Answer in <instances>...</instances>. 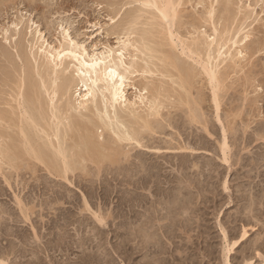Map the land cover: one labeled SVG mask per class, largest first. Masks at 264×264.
I'll return each mask as SVG.
<instances>
[{
	"label": "rangeland",
	"instance_id": "rangeland-1",
	"mask_svg": "<svg viewBox=\"0 0 264 264\" xmlns=\"http://www.w3.org/2000/svg\"><path fill=\"white\" fill-rule=\"evenodd\" d=\"M200 1L201 0H196V2L195 0H192V1L182 0V2H185V5L184 3H181V6L182 4L184 6L182 7L179 6V9L181 11V12L179 11V15L181 17L180 16L178 17L180 19L179 21H177L178 19L176 20V27L174 25L173 30L176 33L178 31L179 32L181 31L180 33L183 32L185 35H183L182 33V36L183 37L185 36L184 37L185 39L189 37L188 40H191V37L192 38L193 36L196 37L197 34L202 35V32L204 33L205 32L204 30L206 29L208 32L211 31L212 33V28H213L212 22L214 21L209 19L207 16H205L207 17V19L204 18V15H207L205 13L206 9L203 4L200 5ZM231 1L232 2H229V4L227 3V5L229 6V9H228V6L224 4L223 2L220 4H217L218 6L216 5L217 10H216L215 15H216L217 20L216 19H213V20H216L215 22L217 23L216 25L217 28L219 29L221 27L220 31L222 32V34L225 33L227 37L233 36L235 29L236 31H238L242 27L240 25L244 24L243 27L247 26L248 30L251 29L249 31L250 32L252 31L251 32L252 34L250 33L251 36L247 39V41L249 40V42L246 41V43L250 45L251 48L250 47L248 48L252 51L251 52L252 55L251 53H249L250 50L247 49L248 50V53L246 55L247 57H245L243 59V61L244 60L245 61L244 62L241 61V64H240L241 66L243 65L244 68L238 66L236 69L231 68L229 70L230 67H228L227 70L229 73H227V70H226L227 66L221 69V72L224 71L223 74L225 73L226 75L229 74V77L227 78H226V75L224 76L222 74V79L225 78V80H222L223 84H222L221 94L219 91V95H221L220 101H222L220 102L222 104L220 105L222 106V108L220 107L219 109V114L221 115V117L220 115L219 117L220 119H222L223 117L224 125H222L223 123L222 124L219 123L222 120L221 121L219 120L218 122L217 121L218 116L214 115V114H217L216 113L217 109L214 108L215 104L213 100L211 99L213 98L212 97L213 92L211 90L212 87L209 85L208 81H206L207 77L205 79V76H203V74H200L201 76H198L200 77V79L196 76L198 81H195L196 78H194L195 79L193 82L194 88L193 89L191 88L190 92H191V96H193L194 99L196 96V100L199 102L198 105L202 106L203 104L202 108L200 106L199 108L205 111L206 114L204 115L206 116V119L203 118L201 122H197V121L192 122V123L189 122L191 120L188 118L186 114L187 112L184 114L185 110L189 112L188 110L189 107L186 105H183L184 106L183 108L181 105H177V107H179L180 109H178L176 106H175L176 108H174L168 105L167 107L165 106L166 109L163 107L162 110L164 111V113L161 110L162 112L161 114L163 115V116L161 115V118L164 119L165 121L167 120L166 122L168 124L171 121L170 124L172 123L171 124L172 126L170 124L169 126H166L168 124L164 120H162L159 116V118L161 119V122H163V124L161 123L162 126L161 125L160 126L162 128L166 124L164 126L165 128L164 127L163 129L158 128L157 130L158 134L156 133L154 135L156 138L155 137H153L154 139L150 138L151 140L146 138L147 140L145 139L144 141V143L146 144L148 141L149 146H151V143H152L153 145L151 146L152 148L155 145L160 146L161 149L159 147V150H155L156 146L154 147V150L151 147L150 149L143 148V150H141L142 148L136 149L134 152L132 151L133 153L131 155L133 157L130 156L129 158L131 159L130 160L131 163L129 161L123 160L121 164H117L116 166L114 165V167L113 165L112 167L111 165H106L107 167L105 166V168H103V171L101 172V174L96 173V169L94 168V165H92L95 173L92 172L90 174L91 177L85 176V177L72 178V180L74 181L73 182L74 184H70L69 181H66V180L64 181V179H61V178H57V177L53 178V176L48 177V175H46L47 174L46 170L41 171L43 169H41L42 165H40L39 163L30 164L31 166L30 169H29L30 166L29 167L23 166V168L24 167L25 168L23 170L20 168V170L18 171L19 172L18 174L14 170L6 169L5 172H9V173L11 172L10 174H12V176L9 173H7L6 175H8L9 177L6 176V178H4L5 176L0 174V209H2L0 210V214H1L0 215L1 216L0 217V235L3 234L2 236H0V258L2 259L7 258L6 259L7 261L10 259V261L12 260V263L15 264V260L16 262H18V260L21 261L22 257L24 256L22 261L25 262V264L27 261H28L27 263L31 262L30 264H37V262L38 264H42V263L46 264L44 261L41 262L39 259H37V256H35V254L34 256H32L34 253L33 248L35 247V245L36 247L39 246V248L44 249V246H43L44 245L43 242H44L46 243L45 248L46 247L49 248V246L51 247L54 246L53 248H50L49 250L50 252L48 251L46 252V254L48 253L51 254L50 256L51 260L54 259L56 262L59 261V263L57 264H67V263L68 264H74V263L75 264H88V261L90 262L89 264H107V263L111 264L109 260L112 262L113 259L115 260H113L112 264H132V262L125 260L127 253H125V250L122 247H123V244L125 243V240H127L128 238L129 233H125V232H130L128 227H130L129 225H130L131 218L129 219V217H132V216H129L128 206L130 205L129 203L131 202H128V201L134 198L133 201L134 202L138 201L139 203V205L137 206H139L140 209L137 207V210L139 212L137 213L142 214L144 212L143 215L140 216V220L137 221L138 223H141L143 218H144L143 220L144 223L148 219L151 220L153 214L155 215L160 214V216L165 215V213L166 215L170 214L169 217H171V219L170 218L168 219H170L171 222L167 220L166 218L165 221L167 220V223H165L164 220H162L163 222L161 223H163L164 225H170L167 228L165 226V229H164L165 231H168L167 229H169V231L173 229L172 231H175L181 234L180 237H177V239H174V243L177 240L178 241L173 245V247L175 246L177 249L179 248L181 249V251H183V252H180L179 249H178L179 251H177V249L174 247L173 256L175 258H174V261H172V263L177 264V263L184 261L185 260L184 258L186 257L187 254L185 255L183 254L191 253L190 257L193 259H196L195 260V263L197 262L196 264H200V263L201 264H224L223 262V251H224V246H225L224 236H223L224 229L225 230L227 229L226 231H228V234L232 241L239 239V237L241 236L243 232V229H246L249 232L248 236L244 240H240L241 245L239 247H236L237 249L235 251H232L231 256H232L233 264H242L243 258H244L243 255H247V257L253 258L257 262H261L260 256L256 255V253H261V255H264V202H263L264 201V189H263L264 188V164H263L264 163V158H263L264 157V130H263L264 129V6H262L264 5V0H231ZM129 2H131L132 4L131 3L128 4ZM135 2L137 1H134V0L133 1L132 0H0V66H4L0 68V77H1L0 78V91L6 94L7 92L11 90V88L8 89V87L9 85L11 87L12 83L7 84L8 85L7 87L5 84L6 80L3 79L4 75L2 74H4L5 66L8 63L6 59H4L5 57L3 55L1 56V54L3 53L1 51H3V49H5L6 46H8L12 49L13 53L16 54V51H17L16 48L12 46L14 48L13 49L11 46H9L8 42L5 41L4 39V36H5L4 32L6 29H10L9 34L14 31L13 23L15 21H18L21 18H24L25 23H26L25 24L26 26L24 27H27L29 25V22L34 23L33 27H36V26L39 27V29L43 32V35L46 37V39H48L51 43L53 42L52 44H56V43L58 44L57 41L61 39L60 38L61 32H63V30L67 28L69 30L70 35L74 38H77V40L83 42L88 47V49L91 50V52H93V50L97 52H104L108 50L109 48L119 49V47H121V44H122L121 42L122 38L123 40L127 39L126 37L127 34L124 32H126L130 27H132V25L125 26L123 24L127 16L130 15V13L132 14L134 13V15L139 14L142 17H144L142 18L140 16L142 23L139 21L138 22L139 24L136 25L137 30H139L138 32L139 34L135 32L134 34L131 35V40L133 39L134 41L136 39L138 45L141 46V42L139 41L140 32L144 27L145 28L147 26L150 27L149 23L151 22L153 11L151 9H148L142 6L140 2L139 3L138 2L135 3ZM124 3L126 4L124 5ZM220 5L222 8L220 7ZM223 5H225L224 8H223ZM226 6H227L226 10L228 11L224 12L222 9H225ZM243 7H245L246 9L245 8L243 9ZM131 8L133 9L130 10ZM140 9L142 10V13ZM144 9L148 12V14L147 12H145ZM239 10H241L242 13L239 12ZM243 10L245 11L243 12ZM135 11H137V13ZM227 12L231 13L230 15L232 16L230 17L232 18L235 17V20L231 19L230 20L231 22L227 20L229 18L227 17V15L229 14ZM221 14H222V18H220ZM225 15L227 18L225 17ZM112 17L114 20L112 19ZM245 17H247V19H244ZM123 18H124V21H123ZM199 19H200V22L202 20L203 22V23L201 22L202 24L201 23L198 24L199 22L197 23ZM206 20H208L210 23H207ZM194 21L197 23L198 27L199 25H202V28L201 27L198 28L195 26L198 29L194 28L195 29L194 30L193 24L196 25ZM225 22H230L228 24V26L229 25L230 26L228 27ZM145 23L148 25H146ZM177 24L178 25L180 24V25L177 26ZM249 24L251 25L248 26ZM235 26H238L239 28ZM177 27H180V28L177 29ZM175 28L177 31H175ZM230 28L233 30V32L231 31ZM125 29L126 31H124ZM199 30L200 31L202 30L201 33H198L200 32ZM191 31L195 33L192 34ZM229 32L232 35H229L230 34ZM118 33H120V35ZM187 33L188 34L190 33V34L188 35ZM206 33L207 32H205V34ZM241 33L239 35L240 37L243 35ZM209 34L210 32L206 35H209ZM27 38L29 41H32L33 34L29 35V32H28V35H26V39ZM27 41H26V46L27 45L30 46L29 41L28 43ZM13 42L15 41H12V44H14ZM3 44H5V46ZM28 46H27V49L30 50V47ZM256 46L257 48H255ZM249 54L251 57L248 56ZM144 57L146 58V56L145 55L143 56L142 53H138L137 60L139 62V65L146 64V61L143 60ZM154 60L157 61L159 65L158 68L160 67L162 68L161 66L162 63L159 62L157 59H154ZM4 61L6 63H4ZM190 62H193V61L190 60ZM16 63L18 64V66L19 64L22 65V62L20 61L19 58H16ZM158 68L155 69L156 73L152 72V73L143 74L141 72H136L137 73V74L135 73L136 77H135V74L133 75L136 79L132 78V81L130 80L129 82L130 84L127 86L128 95L130 97H134L136 94H138L139 89L141 90V88L145 84L147 83L150 84V83L155 82L153 84L159 85L162 79H163V82L165 83L164 86L167 89L172 88L171 90H173V92L175 91L173 93L174 98H176L177 92L182 91L181 93H183L184 90L180 89L179 85L174 83L173 81L175 80L176 77L174 78L172 77L173 79L169 77L168 75H164L166 77H162L163 74H161L160 71L158 72L159 74H157ZM239 68L240 69L242 68V71ZM170 69H172V72L176 74V71L173 70V68H170ZM1 70H3L4 72L1 73ZM234 70H237V71H234ZM231 72L232 74L230 75ZM138 73L139 75L141 74L140 75L141 79L137 77L139 76ZM155 74H157L158 76H156ZM148 77H150L151 79H156L157 83L155 80H151ZM159 78L161 79L159 80ZM167 79H168V83L170 82L169 85L172 83L171 84L172 86H169V88L168 86H166L168 85V83H166ZM2 80L4 81V84ZM139 80H141L140 81L141 84ZM137 82L138 84H136ZM164 83H162L161 81V84H164ZM134 84H136V86ZM137 86L139 87L137 88ZM178 88L180 89V91H178L179 90ZM5 89L7 92L2 91ZM201 93L203 96H201ZM7 95H6V99L7 98L9 99L10 98L9 93H7ZM199 95L202 100L199 99ZM173 97L171 99H174ZM203 97H204V100H203ZM5 107H8V106H5ZM167 108L168 109L170 108L169 110H171V114ZM166 115H168V117L170 116L169 122H168ZM226 120L227 122L228 121L229 122L226 123ZM206 121L208 122V126L206 125L207 123ZM199 123H202V124H199ZM203 124L209 128V132H208L209 134L207 133V128L205 129L204 127L202 128V126H204ZM220 126L222 127L224 126L223 129H221L222 127ZM226 126L227 127L229 126V127L226 128ZM224 128L227 130H225ZM224 130H225V133L227 134L228 144L231 146L228 151V155L230 153L229 161H225L222 158L223 153L222 151H220L221 150L220 145H221V141L223 140ZM149 140H150V143H149ZM217 142H219L220 144ZM175 146L177 147L176 149H175ZM180 146H183V148L180 149ZM187 146L193 147L195 151L192 149L189 150V148L187 150L185 148ZM191 151H192V155H191ZM144 161L147 163L146 165H148V166L145 165V168L147 169L145 170V172H144V168H142L143 167L142 162ZM127 162H129V164ZM130 165L134 168L136 167V169L138 170L140 169L141 171L140 173L142 174L145 173L144 175L145 176L148 175V176L143 177V175L141 176L139 175V177L136 176L137 178L131 177V174L135 173L134 171L137 172L138 170H134V168L130 167ZM34 167L38 169L35 170ZM129 168L131 172L129 171ZM33 169L37 172L34 173ZM13 173H15L16 175H14ZM21 173L22 174L24 173V175H22ZM10 177H11V180H10ZM125 177H127L126 181H125ZM58 179H60L61 181ZM159 180H161V182H159ZM225 180H227L228 182L227 183L228 190H224L223 188L224 187L223 184ZM133 181L135 183V186L131 184L133 183ZM183 181L184 182L186 181V182L183 184ZM145 182L151 183L152 184L151 186L154 187L150 189V192L152 194L156 195V193L158 192L156 196L158 198L160 196V199H161V201L160 199H156L157 203H159L160 201L159 205L156 204L158 207H155L156 206L155 205L154 206L155 208L154 207L153 209L151 208L154 205V204L151 205L152 204L151 199L153 198L155 199L156 197H151L153 195H151L147 191L149 187L148 188L146 187V189L145 187H143L144 185L143 183ZM166 182H168V184ZM10 184L12 185L9 186ZM158 184H161V185H159L158 187ZM138 185L141 187L140 189L136 188V187H139ZM161 187H162V191H160ZM174 188L177 190H175ZM128 189L129 191H127ZM131 189L132 191L135 189L134 190L135 192L133 193L130 192ZM179 189L180 191L181 189H183L182 193L178 191ZM152 190H154V192ZM137 191L141 195H138ZM164 192L165 193L167 192L168 195L167 193L165 194ZM174 192L176 195L174 194ZM201 192L203 194H201ZM142 193H143V196H142ZM161 193H163L164 195L163 194L161 195ZM128 194L131 195L132 197L129 196ZM68 195L70 197L73 196L74 198L72 197L69 199ZM147 195H149L148 198H147ZM83 196L84 197L86 196L87 200L90 199L89 203H92L90 204L91 207L93 208L92 210L97 209L96 212L97 213L99 212L100 215L102 213H104L105 215L107 214L106 216L105 215L103 216V217H107L106 218L107 220L106 219L105 220L106 222L108 221L107 222L108 224L104 220L106 226L104 224L102 225L101 223H99L97 219H94L92 217L94 216L93 213L91 212L90 214L89 212L90 210L88 211V209L86 210L84 209L85 212L83 211V208H86V206L84 205L85 199ZM60 197L62 198L60 199ZM135 197H138V198H135ZM163 197L166 198V200L162 199ZM141 198L147 199V200L149 199L151 201L144 200L143 202V201H140ZM175 198L177 201L175 200ZM18 200H20V202ZM162 201L166 202L165 203L166 205H164V202ZM192 201L194 205L192 204ZM186 202L188 203L186 204ZM258 202L260 203L257 204ZM140 203L142 205H140ZM145 203L147 205H145ZM149 204L151 205V207ZM19 205L22 207H20ZM167 205L170 206L169 209ZM101 206L103 207L101 208ZM163 206H166L165 208L168 210L165 209L164 211ZM122 207L123 208L125 207L124 210ZM81 208H82V211H81ZM156 208H157V211H159V214H156L158 213L155 210ZM249 208H251V210ZM170 209L174 213L173 212L171 213ZM186 209L187 211H185ZM146 210L147 211L149 210L150 214L151 212L152 213L154 212L150 216V218H146L147 213H148V216L150 215L149 212L146 213ZM25 211H27L29 214H27V212ZM124 211L125 213L123 215L122 212ZM180 212L182 215L180 214ZM4 213H7V214H4ZM161 213H164V214L161 215ZM132 214H133L132 219H136L137 215L135 216L134 213ZM26 215H29L30 217ZM187 219L189 221H187ZM54 222L56 224H54ZM125 224H129V225L127 226ZM33 226L35 227L36 231L38 230L37 232L38 234L40 233L39 234L40 236H44L43 242H42L43 245L41 244L40 240H39V243H37V241L36 242L34 241L37 239H35L36 236L34 235L35 230L33 229ZM93 227L95 230L93 229ZM124 227L127 229H125ZM194 227L195 228L197 227L196 230L194 229ZM101 229H103L102 231L104 232H102ZM189 230H192L193 232L192 231L190 232ZM9 231L12 235L9 233ZM161 231L162 229H160V231L158 232H161ZM183 231L184 232L188 231L189 233L188 232L184 233ZM99 236L102 239H100ZM96 237L98 238V240H95L97 239ZM122 238H124L125 240H123ZM185 238L187 240L190 239V241L189 240L188 241L191 243H193L192 240L196 239L194 241L195 244H191V243L189 244V242L185 240ZM82 239L83 241L86 239L85 240L86 244L84 246L85 248L77 247L75 244L74 247H72L70 251L66 249L67 246L70 245L71 240L78 242V241H81ZM164 240H165L164 242H168L167 237H164ZM59 242L62 243L61 244L62 246L64 245L62 249L60 248V251L58 249ZM179 242L182 245H180ZM254 242H257V243H254ZM22 243H24L23 244V246H25L24 249H23ZM31 243L32 245H30ZM187 244L189 245L187 246ZM182 246H185V247H182ZM186 246L188 247V250ZM36 247L34 248V250L36 249ZM28 249H31V250L29 251ZM31 251L33 252L32 254H31ZM21 253L24 255L20 256ZM40 254L46 258V256L44 255L45 253H40ZM144 254L145 253H138L139 257L136 258L137 261H135L134 264L139 263L140 261L146 260L145 259L146 257H144L145 256ZM197 256H200V257L197 258ZM16 257L18 258L21 257V258L17 259ZM201 257L202 258L204 257L203 261ZM31 258H33L32 261H31ZM138 258H140L141 260ZM33 261L34 262L36 261V263H34Z\"/></svg>",
	"mask_w": 264,
	"mask_h": 264
},
{
	"label": "bare ground",
	"instance_id": "bare-ground-1",
	"mask_svg": "<svg viewBox=\"0 0 264 264\" xmlns=\"http://www.w3.org/2000/svg\"><path fill=\"white\" fill-rule=\"evenodd\" d=\"M134 1H137L138 3L140 2L142 6L148 8V9H151L153 11V13H152L153 16L151 17V22L149 23L150 27H148V26L146 28L144 27L140 32L139 41L141 42V46L138 45L136 39H135L136 41L135 40L133 41V39L131 40V35L134 34L135 32H137V33L139 32V30H137V28H136V25L139 24L138 23L139 21L142 23V21L140 19L141 15H139V14L134 15V13L133 14L130 13V15L127 16V18L123 24L125 26L126 25H129V26L132 25V27H130L127 31H126V29L124 30V31H126L124 33L127 34V36H126L127 39L123 40V38H122L121 47H119V49L109 48L108 50H106L104 52H97L95 50H93V52H91V50H89L88 47L83 42L77 40V38L72 37L69 33V30L65 27H64L65 29L63 30V32H61V37H60L61 39L59 41H57L58 44L57 43L52 44L53 42L51 43L48 39H46V37L43 35V32L39 29V27H37V26L33 27L34 23L29 22V25L27 27H24V26H26L24 18H21V19L19 18L20 20L15 21L13 23V26H14L13 32L14 33L12 32L9 34L10 29L5 30V32H4L5 41L8 42L9 46H11V47L14 46V48H16L17 51L15 50L16 54H14L12 49L8 46H6L5 49H3V51H1V52H3L1 54V56L3 55L5 57V58L4 57L3 58L6 59V61L8 63L5 66V70H4L5 72L3 70H1V73L4 72V74H2V75H4L3 79L6 80L5 84L7 87H8L7 84L12 83L11 87H10V85L8 87V89L11 88V90L9 92H7L6 89L2 90V91H6L7 93H9V96H10L9 99L8 98L6 99L7 93L5 94L4 92L0 91V174L4 175L5 176L4 178H6V176H8L6 174L9 173V172H5L6 169L7 170H14L18 174L19 173L18 171L20 170V168L22 170L25 168V167L23 168V166L29 167L30 164L39 163L40 165H42L41 169H43V170H41V171L46 170V172H47L46 175H48V177L53 176V178L54 177L61 178V179H64V181L65 180L69 181L70 184H74L73 183L74 181L72 180V178L90 176V174L92 172L95 173V171L93 170L94 168L96 169V173L101 174V172L103 171V168H105L106 165H111V167L113 165V167H114V165L116 166L117 164H121L123 160L130 162L131 159H129V158H130V156H132L131 154L136 149H139V148L140 149L142 148L141 150H143V148L150 149V147L153 146L152 143H151V146H149L148 141H147V144L144 143V141L146 138L154 139L153 137H155L154 135L157 133L158 128H161V126L163 124V122H161V119H162L161 113L162 112L164 113V111L162 110L163 107L166 109V107L168 105V106L176 108L177 105H181L183 108L184 107L183 105H186L189 107V109H188L189 112L185 110L184 114L187 112L186 114H187L188 118L191 120L189 122H191V123L196 122V121L201 122V120L203 118L206 119V116L204 115V114H206L205 111L201 110L199 108V106L202 108L203 104H202V106L198 105L199 102L196 100V96L194 99V97L191 96V92H190V89L194 88V86H193V82L195 80L194 78H196V76L197 77L201 76L200 74H203V76H205V79L207 77L206 81H208L209 85L212 87L211 90L213 92V96H212L213 98H211V99L213 100V102L215 104L214 108L217 109L216 110L217 114H214V115H217L218 116L217 121L219 122V120L220 121L222 120L219 123H221V124L223 123L222 125H224L223 117H222V119H220L221 115L219 114V109H220V107L222 108V106H220V105H222L220 103L222 101H220L221 95H219V91L221 94L222 84H223L222 80H225L224 76L226 75V73L223 74L224 71L221 72V69L223 67H226V66H227L226 70L228 67H230L229 70L231 68L236 69L238 66L244 68V66L243 65L241 66L240 64H241V61H243V59L245 57H247L246 56L248 53L247 49H249L248 47H250V45L248 43H246V41L251 36L250 33L252 32V31L251 32L249 31L251 29H249V30L247 29V26L246 27L244 26L245 27L244 28L243 27L244 24H243V25H240L242 27L238 31H236V29H235L236 32L234 31L233 36L227 37V35L225 33L222 34V32L220 31L221 27L219 29L217 28V26H216L217 23L215 22L217 20L216 15H215L216 10H217L216 5L220 4L222 2L227 5V3L229 4V2H232V1L231 0H201L200 5L203 4L205 6V9H206L205 13L207 14V15H204V18L207 19V17H208L209 19L214 21V22H212V25H213L212 33H211V31H209L210 34L206 35L209 32L205 28L206 30H204V29L203 30L205 32H207L206 34H205V32L204 33L202 32V35L197 34L196 37H194L192 35L193 38L191 37V40H188L189 37H187V39H185L184 38L185 36L184 37L182 36L183 32L180 33L181 31L180 32L178 31L179 33L178 32L176 33L173 30L174 25L176 27V20L177 19H178L177 21L180 20L178 18L180 16L179 15V11H180L179 6L180 7L184 6L185 2H182V0H134ZM137 2H135V3H137ZM195 2H196V0H195ZM130 3L131 2H129L128 4H130ZM181 3H184V5L182 4V6H181ZM125 4L126 3H124V5ZM198 4H199V2H198ZM198 4H196V5H198ZM230 5H231V3H230ZM227 6L225 9H222L224 12L228 11V10H226ZM220 7H221V5H220ZM224 7H225V5H223V8ZM238 8H237V10H238ZM244 8L245 7H243V9ZM132 9L133 8H131L130 10H132ZM141 9H140V11L142 13ZM228 9H229V6H228ZM119 11H118V13H119ZM244 11L245 10H243V12ZM135 12L137 13V11H135ZM145 12H147V11L145 10ZM239 12H241V10H239ZM227 13H229V12H227ZM147 14H148V12H147ZM222 14H223V12H222ZM222 14L220 15V18H222ZM230 14L231 13L228 14L229 16L226 14L227 17H229L227 20H229V21L231 19L235 20V17H233V18L230 17V16H232ZM226 15H225V17H226ZM205 16H207V17H205ZM142 18H144V17H142ZM112 19H113V17H112ZM213 19H216V20H213ZM244 19H247V17H245ZM123 21H124V18H123ZM148 21H149V19H148ZM206 21H207V23H210L208 20H206ZM201 22H202V20H201ZM201 22H200V19H199V21H197L198 24H200ZM217 22H219V21H217ZM230 22H225V23L228 26V24ZM194 23L196 25H194L192 23L194 26L193 29L198 27L197 23L195 21H194ZM145 24H144V26H145ZM121 25H122V23H121ZM146 25H148V24H146ZM179 25L177 24V26H179ZM250 25L251 24H249L248 26H250ZM200 27L202 28V25H199L198 28H200ZM228 27H227V29H228ZM235 27H238V26H235ZM179 28L180 27H177V29H179ZM198 28H196V29H198ZM210 28H211V26H210ZM175 31H177L176 28H175ZM201 31L198 33H201ZM231 31L233 32L232 29H231ZM28 32H29V35L33 34L32 41H29L28 38L26 39V35H28ZM194 33L192 32V34H194ZM240 33L243 34L241 37L239 36ZM118 34L120 35V33H118ZM183 35H185V34L183 33ZM229 35H232V34L230 33ZM124 36H125V34H124ZM27 40L30 43V46L27 45L28 47H30V50H28L27 46H26ZM12 41H15V42H13L14 44H12ZM28 41H27V43H28ZM247 42H249V40ZM247 44H248V46H247ZM3 45L5 46V44H3ZM130 48H131V50H130ZM255 48H257V46ZM254 50H253V52H254ZM251 52L252 51L250 50L249 53H251ZM138 53H142L143 56L144 55L146 56V58L144 57V59H143L146 61L145 65H142V64L139 65V62L137 60ZM251 55H252V53H251ZM248 56H250V54ZM16 58L20 59V61L22 62V65L19 64V66H18V64H17L18 62L16 63ZM154 59H157L159 62L162 63V65H161L162 68L161 67L158 68L159 65H158L157 61H155ZM190 60H192L193 62H190ZM4 63H6V62L4 61ZM1 67H4V66H0V68ZM156 68H158L157 74H159L158 72L160 71L161 74H163L162 77H166L164 75H168L171 78L176 77L175 80H173V81H174V83L179 85L180 89L184 90L183 93H181L182 91L181 92L176 91L177 92V94L175 93L176 98H174L173 93L175 91L173 92V90H171L172 88L167 89L164 86L165 83L163 82V79H162L161 81L164 84H161V81H160L159 85L153 84L155 82H153V83L149 82L150 84L147 83L144 86L142 85L143 87L141 88V90L139 89L138 94H136L134 97H130L127 93V86L130 84L129 83L130 80L132 81V78L136 77V74H137L136 72H141L143 74L152 73V72L156 73V70H155ZM170 68H173V70L176 71V74L173 73L172 69H170ZM242 68L241 69L239 68V69L242 71ZM109 69H112V71L115 73V75H112L109 72ZM234 71H237V70H234ZM227 73H229L228 70H227ZM134 74H135V77L133 76ZM157 74H155V75L158 76ZM222 74L224 75L223 76L224 79H222ZM231 74H232V72L230 73V75ZM138 75H139V73H138ZM140 75L137 77L140 78ZM168 76H167V78H168ZM203 76H202V78H203ZM120 77H123V80H121ZM152 77H153V75H152ZM227 77H229V74L226 75V78ZM148 78H150V77H148ZM198 78L200 79V77H198ZM160 79L161 78H159V80ZM151 80H155L157 83L156 79H151ZM133 81H134V79H133ZM140 81L141 80H139V82ZM195 81H198L197 78ZM144 83H146V82H144ZM166 83H168V79H167ZM169 83H168V85H166V86H168V88H169V86H172L171 85L172 83L170 85H169ZM224 83H225V81H224ZM3 84H4V81H3ZM136 84H138V82ZM136 84H134V85L136 86ZM140 84H141V82H140ZM139 86H137V88ZM175 88H177V87H175ZM180 89L178 91H180ZM184 92H185V94H184ZM4 94H5V96H4ZM198 94H200V93H198ZM192 95H194V94H192ZM201 96H203L202 93H201ZM172 97L174 99H171ZM199 99L202 100L200 98V95H199ZM203 100H204V97H203ZM197 105H198V107H197ZM5 106H8V107H5ZM174 108H172V109H174ZM177 108L180 109L179 107H177ZM161 110H162V112H161ZM169 111L171 114V110H169ZM203 115H204V117H203ZM219 115H220V117H219ZM159 116L161 119L159 118ZM166 116H167V119L169 122L170 116L169 117H168V115H166ZM188 118H187V120H188ZM162 120H164V119H162ZM170 122H169V124H170ZM228 122L226 120V123H228ZM169 124L168 125L165 124V125L169 126ZM199 124H202V123H199ZM204 124H205V122H204ZM206 125L208 126V122L206 123ZM206 125L202 126V128L203 127H204V129L207 128V133H208L209 128L206 127ZM163 127L161 129H163ZM220 127H222V126H220ZM223 127L221 129H223ZM228 127L226 126V128H228ZM230 128H231V126H230ZM225 130H227V129H225ZM225 130H224V134L222 133L223 134V140L221 141V145H220L221 150L220 151H222V153H223L222 158L225 161H229L230 153L228 155V151H229V148L231 146L228 144V141H227L228 138H227V134L225 133ZM210 134H211V132H210ZM150 140H149V143H150ZM158 140H160V139H158ZM217 143H219V142H217ZM155 144H156V142H155ZM159 144H157V145H159ZM178 145H179V143H178ZM178 145H176V146H178ZM187 145H188V143H187ZM176 146H175V149L177 148ZM154 147L153 148L151 147V148L154 150ZM156 147H158V148H156ZM156 147H155V150H159L160 146H156ZM169 147H171V146H169ZM181 148H183V146H180V149ZM185 148L187 150L189 148V150L192 149L195 151V149L191 146H189V147L187 146ZM160 149H161V147H160ZM191 155H192V151H191ZM129 162H127V163L129 164ZM134 162H132V163H134ZM146 164L147 163L145 161L142 162V166H143L142 168H144V172H145V170H147L145 168ZM195 164H197V163H195ZM92 165H94V168ZM131 165H130V167H132ZM191 165H193V164H191ZM33 166H35V165H33ZM146 166H148V165H146ZM30 168H31V166L29 167V169ZM132 168H134V167H132ZM137 168H139V167H137ZM34 169L37 170L38 168L36 169L34 167ZM127 169H128V167H127ZM35 170H34V173L37 172ZM134 170H138V169H136V167H135ZM38 171H40V170H38ZM129 171H130V168H129ZM134 172L135 173L132 172L133 174H131V177H136V176L139 177V175L140 176L143 175V177L145 176L144 175L145 173L144 174L140 173L141 172L140 169L137 172L136 171H134ZM13 174L16 175L15 173H13ZM10 175L12 176V174H10ZM22 175H24V173ZM19 176H20V174H19ZM96 176H98V175H96ZM125 176H126V174H125ZM146 176H148V175H146ZM150 176H152V175H150ZM126 178L127 177H125V181H126ZM97 179H98V177H97ZM10 180H11V177H10ZM58 180H60V179H58ZM133 180H134V178H133ZM159 182H161V180H159ZM168 182H166V183L168 184ZM185 182L183 181V184ZM227 183H228L227 180H225L224 184H223L224 190H228ZM131 184H133L135 186L134 181ZM143 184H144L143 187H145V189H146V187L147 188L149 187L148 188L149 190L147 189V191L151 195H153L151 197H156L155 199L150 198L152 200L151 205H153V204L154 205L152 207L150 204L149 205L153 209V207L156 204L159 205V203L161 201L160 196H159V198L156 196L158 193L157 191H156L157 193L155 192L156 195H154L150 192V189H152V187H153V186H151L152 185L151 183L145 182ZM179 184H180V182H179ZM11 185L12 184H10L9 186H11ZM159 185H161V184H158V187H159ZM122 186H124V185H122ZM129 186H131V185H129ZM136 188L140 189L141 187L139 186ZM179 188H180V186H179ZM201 188H203V187H201ZM172 189H173V187H172ZM183 189H184V187H183ZM183 189H181V191L179 189L178 191H180L182 193ZM185 189H186V187H185ZM120 190H122V189H120ZM134 190L132 191V189H131L130 192L133 193V192H135ZM175 190H177V189H175ZM127 191H129V189ZM152 191L154 192V190H152ZM160 191H162V187H161ZM202 192H201V194H203ZM107 193H109V192H107ZM162 194L163 193H161V195ZM174 194H175V192H174ZM138 195H141V194H139V192H138ZM167 195H168V193H167ZM129 196H131V195H129ZM142 196H143V193H142ZM144 196H145V194H144ZM184 196H185V194H184ZM255 196H257V195H255ZM72 197L69 196L68 198L70 199ZM94 197H96V196H94ZM148 197H149V195H147V198ZM61 198L62 197H60V199ZM135 198H138V197H135ZM145 198H146V196H145ZM190 198H192V197H190ZM248 198H250V197H248ZM254 198H253V200H254ZM84 199H85L84 205L86 206V208H83V211L85 212L86 209H88V211L90 210L89 211L90 214L92 212L94 215L92 217L94 219H97V221L99 223H101L102 225L104 224L106 226L105 222L107 220L106 219L107 217H103L105 214L102 213L103 215L102 214L100 215L99 212L98 213L96 212L97 209L92 210L93 208L90 205L92 203H89L90 199L87 200L86 196L84 197ZM133 199L134 198H132V199H130V201H128V202H131V203H129L130 205L128 206L129 207V210H128L129 216H132V217H129V219L131 218L130 225L125 224L127 226L128 225L130 226V227H128L130 232H125V233H129V235L126 234V235H128L127 240L122 238L123 240H125V243L123 244L122 248H124L125 253H127V256L125 255L126 256L125 260L132 262V264H134V262L137 261L136 258L139 257L138 253H145L144 257H146L145 258L146 260H143L144 259V257H143V259H142L143 261H140L139 263H135V264H174V263H172V261H174V258H175L173 256V254H174L173 250H174L175 246L173 247V245L178 241L177 240L174 243V239H177V237H180L181 234L177 233L175 231H172L173 229L171 231H169V229H167L168 231H165L164 230L165 226L167 228L170 225H164L163 223H161V222H163L162 220L165 221L166 218H167V220H169L171 222V220H170L171 217H169L170 214L166 215V213H165V215L160 216L159 211H157V208L155 210L158 213H156V212L155 213L159 214V215L153 214L154 212L153 213L151 212V214H150V212H149L150 209H149L148 211L146 210V213L149 212L150 215L148 216V213H147L146 218H150V216L153 214L151 220L150 219L146 220V218H145L146 221L144 223L143 222L144 218H143L141 223H138L137 221L140 220V216H142L144 212L141 211L143 213L138 214L139 212L137 210V207L139 208V206H137V205H139V203H138V201L134 202ZM139 199H140V197H139ZM156 199H160L159 203H157ZM162 199L166 200V198H164V197ZM144 200H147V199L141 198L140 201L144 202ZM151 200H149V201H151ZM175 200H176V198H175ZM18 201L20 202V200H18ZM102 201H104V200H102ZM162 202H164V201H162ZM169 202H171V201H169ZM205 202H206V200H205ZM21 203H20V205H21ZM49 203H50V201H49ZM122 203H123V201H122ZM122 203H120V204H122ZM149 203H151V202H149ZM165 203L166 202H164V205H166ZM187 203L188 202H186V204ZM259 203L260 202H258L257 204H259ZM178 204H179V202H178ZM192 204H193V201H192ZM204 204H206V203H204ZM140 205H142V204L140 203ZM145 205H147V204L145 203ZM161 206H162V204H161ZM20 207H22V206H20ZM102 207L103 206H101V208ZM128 207H127V209H128ZM155 207H158V206L156 205ZM163 207H164V211H165L166 206H163ZM169 207L170 206H168V209H169ZM124 208H123V210H124ZM168 209H166V210H168ZM249 209L251 210V208H249ZM0 210H2V209H0ZM141 210H142V208H141ZM23 211H24V209H23ZM81 211H82V208H81ZM125 211L122 212L123 215H124ZM185 211H187V209ZM25 212H27V211H25ZM172 212L173 211L171 210V213ZM1 213H3V212H1ZM132 213H134L135 216L137 215L136 219H132L133 218ZM249 213H250V211H249ZM4 214H7V213H4ZM27 214H29V213L27 212ZM108 214H110V213H108ZM113 214H115V213H113ZM162 214H164V213H161V215ZM180 214H181V212H180ZM11 215H13V214H11ZM110 215H112V214H110ZM110 215H108V216H110ZM117 215H118V213H117ZM26 216H29V215H26ZM171 216H172V214H171ZM29 217H28V219H29ZM180 217H182V216H180ZM168 218H170V219H168ZM104 220H105V222H104ZM167 220L165 221V223H167ZM179 220H181V219H179ZM187 221H189V220L187 219ZM98 222H97V224H98ZM56 223H57V221H56ZM56 223L54 222V224H56ZM126 223H127V221H126ZM64 224H66V223H64ZM66 225H68V224H66ZM179 227H180V225H179ZM179 227H177V228H179ZM196 228L194 227L195 230H196ZM33 229L35 230L34 231L35 233L34 232L33 233L36 236V238H35V236H34V238L37 239L34 241L35 242L37 241V243H39V240H40V242L42 244L44 236H40L39 235L40 233L38 234V232H37L38 230L36 231L34 226H33ZM93 229H94V227H93ZM125 229H127V228H125ZM160 229H162V231L158 232V231H160ZM11 230H13V229H11ZM102 230L103 229H101V231ZM105 230H106V228H105ZM226 230L224 229V235H223L224 236V242H225L224 243V245H225L224 251H223V262H224V264H233L231 253H232V251H235L237 249L236 247H239L241 245L240 240H244L248 236L249 232L247 230V234H245L246 229H243L241 236L240 237L238 236L239 239L232 241L229 234H228V231H226ZM65 231H67V230H65ZM189 231L191 232L192 230H189ZM97 232H96V234H97ZM102 232H104V231H102ZM185 232H188V231H185ZM9 233H10V231H9ZM10 234H8V235H10ZM2 235H0V236H2ZM182 235H183V233H182ZM164 237H167L168 242H164L165 241ZM242 237H243V239H242ZM99 238H100V236H99ZM232 238H233V236H232ZM27 239H29V238H27ZM67 239H69V238H67ZM100 239H102V238H100ZM199 239H200V237H199ZM85 240L83 241V239H82L81 241H78V242L71 240L70 245L67 246V248L66 247L65 248L68 251H70L71 248L74 247L75 244L77 247L82 248L86 244ZM95 240H98V238ZM185 240H187V239L185 238ZM185 240H184V242H185ZM188 240L190 241V239H188ZM195 240H192L193 243H191L189 241L188 242H189V244L190 243L195 244L194 243ZM105 243H107V242H105ZM254 243H257V242H254ZM23 244L24 243H22V246H23ZM34 244H36V243H34ZM43 244L42 245L44 246V249L39 248V246L36 247V245H35L36 249L34 250L35 247L33 248L34 253L31 251V254L33 253L32 256H34V254H35V256H37V259H39L41 262L44 261L46 264L47 263L48 264L59 263V261L56 262L54 259L53 260L50 259L51 254H49V253L46 254V252H48L50 250V248H53L54 246L52 245L53 247H51L48 245L49 248H47V247L45 248L46 243L43 242ZM47 244H48V242H47ZM61 244L62 243H60V242L58 243L59 251H60V248L62 249L64 246V245L62 246ZM179 244H180V242H179ZM189 244H187V246ZM30 245H32V243ZM180 245H182V244H180ZM33 246H31V247H33ZM196 246H197V244H196ZM24 247L25 246H23V249H24ZM182 247H185V246H182ZM192 248H194V247H192ZM178 249H177V251L180 250V252H183V251H181V249H179V250ZM226 249H230V250H226ZM28 250L30 251L31 249H28ZM187 250H188V247H187ZM193 251H195V250H193ZM40 253H45L44 255L46 256V258L44 256H42ZM185 254H187L185 258L183 257L185 260L180 262V263H177V264H196L197 263V262L195 263L196 259H193L190 257L191 253H184L183 255H185ZM194 254H196V253H194ZM22 255H24V254L21 253L20 256H22ZM204 255H205V253H204ZM251 256H253V255H251ZM23 257H22V259H23ZM192 257H194V256H192ZM199 257L200 256H197V258H199ZM243 257L244 258H243L242 264H264V260L260 259L261 262H257L253 258L247 257V255H243ZM16 258L20 259L21 257H19V258L16 257ZM203 258H202V261L204 260ZM0 259H2V258H0ZM6 259H3V260L7 261ZM22 259H21V261L18 260V262H16V260H15V264H25V262H23ZM138 259H140V258H138ZM32 260H33V258H31V261ZM113 260H115V259H113ZM113 260H112V262H113ZM11 262H12V260H11ZM27 262H26V264L31 263V262H29V263H27ZM109 262L112 264V262L110 260H109ZM34 263H36V261ZM89 263L90 262L88 261V264ZM37 264H38V262H37Z\"/></svg>",
	"mask_w": 264,
	"mask_h": 264
},
{
	"label": "snow or ice",
	"instance_id": "snow-or-ice-1",
	"mask_svg": "<svg viewBox=\"0 0 264 264\" xmlns=\"http://www.w3.org/2000/svg\"><path fill=\"white\" fill-rule=\"evenodd\" d=\"M264 6V5H262ZM109 72L112 74V75H115V73L112 71V69H109ZM121 80H123V77H120ZM245 234H247V230H245ZM243 239V237H242ZM226 250H230V249H226ZM256 255L260 256L261 260H264V255H261V253H256ZM0 264H12V262L9 260V261H5L3 259H0Z\"/></svg>",
	"mask_w": 264,
	"mask_h": 264
}]
</instances>
